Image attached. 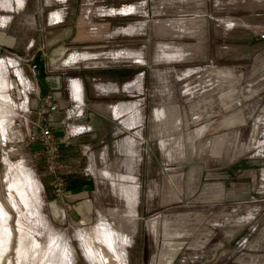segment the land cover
Wrapping results in <instances>:
<instances>
[{"label": "rangeland", "instance_id": "374dc122", "mask_svg": "<svg viewBox=\"0 0 264 264\" xmlns=\"http://www.w3.org/2000/svg\"><path fill=\"white\" fill-rule=\"evenodd\" d=\"M262 28L264 0H0V264H264ZM72 51L86 59L66 67ZM5 56L21 57L33 80L37 134L48 119L43 96L61 92L58 141L72 77L89 106L114 116L121 100H140L147 143L133 182L109 172L115 164L95 170L92 140L77 137L61 146L60 163L76 144L90 168L82 176L98 188L70 200L66 182L70 197L55 196L41 142L12 133L20 99ZM151 148L177 172L162 171ZM128 187L141 195L136 212L120 196ZM87 202L90 214L81 212ZM108 231L115 242L100 241Z\"/></svg>", "mask_w": 264, "mask_h": 264}, {"label": "crops", "instance_id": "0c3cea01", "mask_svg": "<svg viewBox=\"0 0 264 264\" xmlns=\"http://www.w3.org/2000/svg\"><path fill=\"white\" fill-rule=\"evenodd\" d=\"M69 102L70 100H69V93H68L67 104H69ZM142 104L143 103L140 100L135 101V102L121 100L119 104L116 105V107L114 108V112L117 115V116H114V114L111 112H105L101 110L99 106L95 105V103L92 104L93 106L92 107V106H89V104L87 103V100L85 101L86 112L87 110H89V114L87 115L85 121L93 126V131L79 136L78 139L87 138V140H92V141H87L86 143L92 145L91 146L92 148L90 150L91 151L90 157L89 156L88 157L95 164V170L98 167H101L106 164H108V166L112 165L113 167L115 164V169L110 170L109 172L111 173L114 172L115 174H117L119 173V171H122L120 175L125 174L124 175L125 179L122 181L129 182V183L133 182L134 180L133 178H135L137 175L138 165L139 166L142 165V162H141L142 159L139 160L140 156H142L141 148L147 143V139L144 137V134H143V131H145L147 127H146V116L144 114ZM91 113L96 114L98 118L95 125L92 124L90 121L91 119L89 115ZM153 116H154V119H153L154 122H158L155 112H153ZM62 120H64V122L66 120L65 124L62 125V127L64 128V132H63V137H64L69 127L72 124L77 123L78 121L69 118L66 111L64 113ZM130 130L133 131V133L130 132ZM135 133H136V136H134ZM137 134L141 139L137 138ZM60 140H62V138ZM75 146L76 144H74V146L72 147L66 148V151H67L66 153L68 154L67 156H65L66 159L64 160L65 162L64 166L72 169V173L67 175L65 178L66 182L69 185V188H71L73 192L70 200L80 198V197H85V195H88L90 191L91 192L93 191L92 187L94 186H95V191L98 188V180H96V177L94 180L93 178H86L82 176V174L86 175L87 173V171L84 172L87 160H85L86 158L83 157V154L81 153L80 155L82 157V160H84V163L80 165L81 163L80 159L77 157V155L74 154L75 152L73 149H76ZM79 147H80L79 150L82 152V144H80ZM151 153L154 154L155 160L158 161L159 166L162 169V171L166 170V173L170 174L173 172H177V168H180V164L176 165V164H169L166 162L167 156L163 150H160V151L152 150ZM119 155L121 156V158L115 159V158H119L117 157ZM217 160L218 161L216 163L219 165L227 163V161L223 159L222 157H218ZM219 172L220 173L218 174V172L209 171L208 176L213 177V178L217 176H219L220 178L222 177L229 178L228 174H226L227 172L225 171H219ZM221 173H224V174H221ZM82 181H86V182H82ZM127 189L129 191H126L124 193L125 195L123 196L120 194L119 195L123 199L127 200V203H129L130 208H134V211L135 210L137 211V206L139 204V201L132 202V200L133 199L139 200V198H141L140 192L135 193L130 187H128ZM116 192L117 190L114 189V194H116ZM150 198H154V199L161 198V200H163V194L162 195L157 194V197L155 195L154 196L152 195ZM91 205L92 204L87 202L84 206L85 209L83 208L81 212L84 213V210H86L90 214L91 209H92ZM79 208L81 209L82 207H79ZM95 211L97 213L98 208H95ZM135 212H131L130 217L134 216L133 214ZM140 214L143 215L144 211L142 210ZM100 238H101L100 239L101 242H115V239L113 237V234H111V232H109L105 237L100 236Z\"/></svg>", "mask_w": 264, "mask_h": 264}, {"label": "built area", "instance_id": "2783aa9c", "mask_svg": "<svg viewBox=\"0 0 264 264\" xmlns=\"http://www.w3.org/2000/svg\"><path fill=\"white\" fill-rule=\"evenodd\" d=\"M256 35L264 38V28L255 31ZM86 55L84 52L72 51L70 52L62 64L69 67L71 64L84 61ZM1 61L8 66L13 75V81L15 86V92H17V98L20 99L16 110L18 116L12 123V133L16 137H20V141L25 142L28 137V143L31 141L39 140L42 145V151L45 156V166L47 171L53 175V190L55 196L65 200L70 197L67 191L65 175L72 173V170L65 169L60 163L61 146H70L73 139L81 135L90 133L93 131V126L85 121L86 105H85V92L82 81L79 78L72 77L68 83L69 91V104L66 105L65 110L69 118L78 121L72 124L68 131L65 133L61 141L57 140V136L54 132L55 121L53 114L59 111V102L61 92H48L43 96V103L39 108L41 115H48L47 124H38L39 133L33 131L29 124V113L32 112L30 106V95L32 94L33 80L30 76L25 74L21 65V57L17 56H5ZM39 70V63L32 61L30 65V71L34 76H37ZM20 114V117H19ZM84 153L86 154L90 150V146L85 144L83 146ZM90 170L89 167L86 171Z\"/></svg>", "mask_w": 264, "mask_h": 264}, {"label": "bare ground", "instance_id": "6f19581e", "mask_svg": "<svg viewBox=\"0 0 264 264\" xmlns=\"http://www.w3.org/2000/svg\"><path fill=\"white\" fill-rule=\"evenodd\" d=\"M112 249V248H111Z\"/></svg>", "mask_w": 264, "mask_h": 264}]
</instances>
